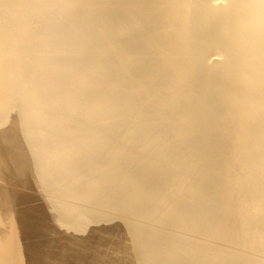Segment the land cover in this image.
Wrapping results in <instances>:
<instances>
[{"label":"bare ground","instance_id":"1","mask_svg":"<svg viewBox=\"0 0 264 264\" xmlns=\"http://www.w3.org/2000/svg\"><path fill=\"white\" fill-rule=\"evenodd\" d=\"M119 172L154 218L147 251L125 224L89 231L117 209L75 178ZM53 174L40 199L63 227L38 248L28 223ZM51 249L76 264H264V0H0V264L50 263Z\"/></svg>","mask_w":264,"mask_h":264},{"label":"snow or ice","instance_id":"2","mask_svg":"<svg viewBox=\"0 0 264 264\" xmlns=\"http://www.w3.org/2000/svg\"><path fill=\"white\" fill-rule=\"evenodd\" d=\"M62 177L55 174L46 175L39 190L40 195L37 199L40 207L33 210L28 223L30 238L38 248L53 245L55 240L52 231L54 229L61 230L63 227L56 215L49 214L48 209L55 205L49 204L48 208H43L44 201L40 199L47 196L49 185L59 183ZM75 179L83 186L86 196H96L102 199L107 206L117 209V211H101L91 216L88 220L89 231L92 225L111 224L113 228H116L125 224L139 250L147 251L151 248L156 239L155 221L139 194L137 184L128 179L123 172ZM42 208L43 210H41ZM118 241L119 237L113 234L111 237L105 238L102 243L110 246L117 244ZM50 264H76V262L53 260ZM91 264H112V262L105 260L91 262Z\"/></svg>","mask_w":264,"mask_h":264},{"label":"rangeland","instance_id":"3","mask_svg":"<svg viewBox=\"0 0 264 264\" xmlns=\"http://www.w3.org/2000/svg\"><path fill=\"white\" fill-rule=\"evenodd\" d=\"M14 189H16V190L19 191V192H24V193H27V190H28L27 188H24V187H19V188L14 187ZM52 234H53L52 236H54V233H52ZM54 237H55V236H54ZM56 237H57V236H56ZM56 245H57V244H56ZM51 250H53V249H51ZM58 252H59V250H58V251H56V250H55V251H54V250H53V251H50V253H51L52 256H53V254H56V253H58ZM56 255H59V254H56ZM56 258H57V257L53 256L52 261H53V259H54V260H57V261L59 260L58 258H57V259H56ZM50 262H51V261H50ZM43 263H44V262H43ZM45 263H46V264H47V263L50 264L49 261H45Z\"/></svg>","mask_w":264,"mask_h":264}]
</instances>
